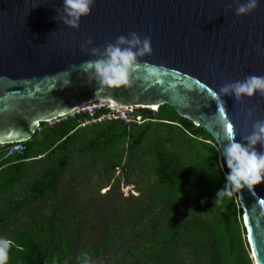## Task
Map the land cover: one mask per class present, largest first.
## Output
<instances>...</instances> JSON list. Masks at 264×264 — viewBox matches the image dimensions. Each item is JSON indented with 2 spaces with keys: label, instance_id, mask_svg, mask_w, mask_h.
Wrapping results in <instances>:
<instances>
[{
  "label": "water",
  "instance_id": "1",
  "mask_svg": "<svg viewBox=\"0 0 264 264\" xmlns=\"http://www.w3.org/2000/svg\"><path fill=\"white\" fill-rule=\"evenodd\" d=\"M237 6L236 0H96L72 28L60 19L63 0H0V147L29 141L43 122L95 101L131 112L168 104L210 132L220 153L229 124L242 141L264 120V95L242 102L212 95L250 75L264 77V0L245 16ZM130 32L150 37L154 50L141 58L131 85L89 82L82 65L97 57L82 46L91 40L89 47L103 50ZM237 196L251 256L264 264V183Z\"/></svg>",
  "mask_w": 264,
  "mask_h": 264
},
{
  "label": "trees",
  "instance_id": "2",
  "mask_svg": "<svg viewBox=\"0 0 264 264\" xmlns=\"http://www.w3.org/2000/svg\"><path fill=\"white\" fill-rule=\"evenodd\" d=\"M105 111L43 122L22 154L10 156L6 145L0 147V227L14 223L17 212L26 214L20 220L22 230L13 236L7 264H81L85 253L90 264L104 248L120 249L113 264H255L237 193L223 204L214 202L228 169L221 167L213 135L168 104L158 111L136 110L142 122L96 120ZM89 120L95 122L86 123ZM73 153L103 162L110 179L117 169H125L126 156L129 163L142 162L152 170L153 181L133 207L126 205L130 227L143 221L148 227L135 229L126 247L118 246L116 239L122 220L111 222L105 237L91 245L87 235L77 233L73 216L62 214L55 191L72 165ZM44 159H50L48 165L37 175L29 174ZM27 177L31 180L26 192L18 194L15 189ZM8 191L13 193L7 196ZM47 195L56 200V209L37 224L30 205Z\"/></svg>",
  "mask_w": 264,
  "mask_h": 264
},
{
  "label": "clouds",
  "instance_id": "3",
  "mask_svg": "<svg viewBox=\"0 0 264 264\" xmlns=\"http://www.w3.org/2000/svg\"><path fill=\"white\" fill-rule=\"evenodd\" d=\"M236 2L238 16L249 15L261 5V0ZM95 3L96 0H63L60 19L69 27L79 28L81 20L91 14ZM92 44L93 41L89 40L82 47L97 59L86 61L82 68L88 74L89 82L95 81L109 88L131 85L133 75L141 68V58L152 55L154 51L151 38H142L136 32L119 36L115 43L107 44L103 50L89 47ZM258 93L264 95V77L250 75L244 80L225 84L212 95L216 99L234 97L242 102L245 97L252 98ZM248 115H253L251 109ZM260 146H264V120L257 119L251 134L244 135L242 141L236 139L233 131H228L226 144L221 145V167L225 168L226 165L228 171L224 173V186L216 193V205L223 204L225 198L233 197L242 189L254 190L255 186L264 183V152L259 150ZM13 244L12 240L0 236V264H7ZM87 256L85 253L81 264H89Z\"/></svg>",
  "mask_w": 264,
  "mask_h": 264
},
{
  "label": "rangeland",
  "instance_id": "4",
  "mask_svg": "<svg viewBox=\"0 0 264 264\" xmlns=\"http://www.w3.org/2000/svg\"><path fill=\"white\" fill-rule=\"evenodd\" d=\"M98 103L106 102L95 101L90 105ZM126 115L133 118L137 117V114L131 111L129 114L127 112ZM142 121L143 119L140 122ZM93 122L95 120H89L86 123ZM70 160L72 165L63 174L55 191L60 202L59 207L62 208V214L73 216L72 218L76 221L75 229L77 233L83 235V238L87 235L91 245H96L100 239L105 237L104 233L111 222L122 220L116 237L117 245L125 246V243L129 245L132 236L136 233L135 229H137V232H143L145 227H148L147 221H143L137 223L135 228H131L129 221H126V219L128 216L127 211L130 208L128 206L133 207L136 198L147 188L149 182L153 181L152 170L142 162H138L140 164L137 162L129 163L126 156L124 158L125 169H117L114 177L110 179L109 174L104 172L105 165L103 162L94 163L90 160V157L80 153H73ZM49 161L50 159L40 160L37 167L31 169L29 174L37 175L42 168L48 165ZM30 180L28 177L23 179L18 184L15 192L18 194L25 193ZM12 193L13 191H8L5 195L9 196ZM55 202L56 200L53 197L47 195L30 205L29 209L37 217L35 219L37 224L44 221L48 214L56 209L54 208ZM39 210L42 212V216H39ZM25 217V213L17 212V218L12 220L14 223L6 228L0 227V236L12 240L14 234L22 230L19 229L23 227L20 220ZM81 239L75 243L76 248L80 246ZM120 256V249L104 248L99 256L92 258L90 264H113Z\"/></svg>",
  "mask_w": 264,
  "mask_h": 264
},
{
  "label": "built area",
  "instance_id": "5",
  "mask_svg": "<svg viewBox=\"0 0 264 264\" xmlns=\"http://www.w3.org/2000/svg\"><path fill=\"white\" fill-rule=\"evenodd\" d=\"M97 110H107L103 112L96 120L102 121L105 119H123L126 122H133V121H141L142 118L141 116L137 115V117L133 118L130 115H126V113L130 111L127 110H121L118 108H115L112 104L110 103H98L95 105H84L82 108L77 110L75 113H80V112H87L91 116H95ZM74 113V114H75ZM72 114V115H74ZM51 122L50 124H52ZM41 130V126L37 129V131ZM26 142L28 141H19L11 144H7L5 147V152L7 155L13 156L17 154H22L26 149H27V144Z\"/></svg>",
  "mask_w": 264,
  "mask_h": 264
},
{
  "label": "snow or ice",
  "instance_id": "6",
  "mask_svg": "<svg viewBox=\"0 0 264 264\" xmlns=\"http://www.w3.org/2000/svg\"><path fill=\"white\" fill-rule=\"evenodd\" d=\"M227 130L228 131H233V126L231 124H229Z\"/></svg>",
  "mask_w": 264,
  "mask_h": 264
}]
</instances>
